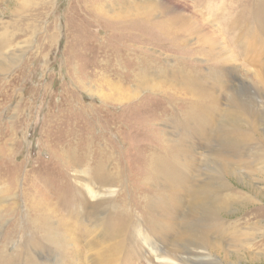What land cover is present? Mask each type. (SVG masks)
Segmentation results:
<instances>
[{
    "label": "bare ground",
    "instance_id": "6f19581e",
    "mask_svg": "<svg viewBox=\"0 0 264 264\" xmlns=\"http://www.w3.org/2000/svg\"><path fill=\"white\" fill-rule=\"evenodd\" d=\"M3 1L11 0L0 1L1 16H5L3 13H6L7 8L3 9ZM255 1L257 0L230 1L239 8V13L234 19L233 14L229 13L232 19L224 25L231 29L232 26L245 29L252 23L256 29L264 32V4L251 6V2ZM13 3L16 7H23V3ZM118 4L117 8L110 5V10L117 12L113 14V22L120 24L114 30L119 27L127 29L128 34L132 32L130 38L150 43L163 37L165 32H171L175 38L181 36L183 43L197 40L200 43L199 53H206L209 58L221 52L219 42L216 43L212 37L211 24L200 13L199 16H196L195 12L190 13L192 16L185 15L182 12L185 7L177 8L178 4L172 0L148 3L122 0ZM96 13L101 14L99 11ZM168 14L170 17L165 21L156 17ZM253 15L256 16V24L253 23ZM126 18L128 19L121 24ZM170 23L172 24L168 26ZM10 26V23H0V72H5L10 62L17 57L14 51L9 52L13 41L8 31ZM248 48L250 47L245 50ZM227 53L229 56L224 55L223 60H236L231 58V51ZM141 67V72H144L143 81L136 80L139 75L133 77L136 82H133L135 84L131 87V95V92L128 93L130 88L109 82L100 84L108 90L117 87L119 92L124 93L118 98V103H127L124 111L135 109V104L130 101L138 98L142 91L149 95H161L163 88L172 90L171 96H163L167 102L178 98L183 102L190 99L186 107L193 106L192 101L196 106H201V110H194L195 113L189 114L193 108L191 107V111L184 115L178 112L174 114L175 109L170 107L167 109L168 114L166 110L160 114L152 113L153 115L146 116L143 120L146 131L152 132L153 136L149 138L152 141L161 140L164 133V129L157 130L156 127L159 126L156 120L168 119L169 122L173 116L176 122L189 120L183 127L178 128L175 142L170 146L163 143L160 152L152 151L154 147L148 144V141L146 143L150 146L145 163L147 177L141 180L149 185V178L155 177L156 184L162 191L155 196L144 195L140 206L137 196L129 193L127 208L123 207L117 212L111 209L109 212L107 206L112 200L111 196L116 194L109 182L122 184L123 172L127 174L130 168L124 165L125 157L119 154L122 150L102 145L96 147L94 155H89L87 150L92 152L89 151L90 145H93L89 143L92 141L87 143V138H81L79 149L77 148L75 153L58 156L55 152L51 154L52 160L57 158L60 163L59 171L63 178L71 182L65 185L61 183L59 189L53 190L52 194L61 195L62 198L52 200L55 196L37 188L32 190V194H28L24 191L25 187L22 190V215L16 219V206L11 203L15 200H12L15 194L11 195L14 182L11 181V184L7 185L8 173L5 168L0 167L4 170L0 171V191H3L5 196L0 198V205L9 217L11 231H20L22 240L11 255L5 250L7 263L13 264L17 258L31 261L35 253L40 258L41 252L36 246L39 241L42 242L43 249L49 247L60 251L59 259L54 264H134L137 259L143 264H198L195 261L198 258L208 260L201 264H232V249L242 245L248 248L247 241L250 247L255 249L249 256L250 263L264 262V252L261 249L264 247V217L259 219L257 216L258 212L264 210V205L254 202L251 197L236 195L229 190L232 187L229 179L236 178L241 182L246 181L243 183L251 186L258 197L264 198V190L260 188V184L264 186V130L258 133L259 125L264 123V101H261L259 106L256 99L254 101L252 97L239 96L231 86L222 87L219 80H216L219 75L213 81H209L213 76L211 74L207 77L195 76L203 80L196 85L169 83L167 79L161 80L156 76H162L164 73L149 71L146 65ZM255 77L257 84L264 91V68L255 74ZM191 79L195 81L193 76ZM98 97L105 99L100 95ZM105 100L113 106L104 110L107 117L117 120L118 115L113 113L114 109L117 110L114 107L116 103H113L116 100L110 96ZM169 114L172 116L169 117ZM117 124L118 121L111 122L115 131ZM102 130L105 131V128ZM166 135L170 136L171 133L167 132ZM120 139L123 146L128 147L130 143L127 144L126 141L134 140V136L130 134ZM71 144L68 143L67 147H71ZM169 156L176 162L170 161ZM91 157L95 158V163L90 160ZM4 160L3 157L0 158V162ZM91 167L94 169L93 174L89 170ZM198 174V182H194ZM27 182L26 180V184ZM105 187L108 188V194L101 198L100 189L105 190ZM124 188L115 195L114 199L118 202L123 200H119L120 195L125 199L128 197ZM133 189L132 187L129 190L133 192ZM237 207L245 208V212H242V219L246 224L243 233L228 221ZM237 234L243 237V240L238 239ZM131 238L133 240L129 242ZM10 241L11 238L4 245L5 249L9 248ZM103 241L113 243L112 249L106 250L102 246ZM46 251L49 253V250ZM54 253L50 252L49 255Z\"/></svg>",
    "mask_w": 264,
    "mask_h": 264
},
{
    "label": "rangeland",
    "instance_id": "374dc122",
    "mask_svg": "<svg viewBox=\"0 0 264 264\" xmlns=\"http://www.w3.org/2000/svg\"><path fill=\"white\" fill-rule=\"evenodd\" d=\"M16 1L23 3V7L14 6L13 2ZM121 1L13 0L12 2L11 0L2 2L3 9L7 8L6 13H3L5 16H1L0 12V23L11 24L8 31L13 41L9 46V52L14 51L17 57L10 62L5 72H0V158L5 159L0 162V167L5 168L8 173L9 184L7 185H10L11 181L14 182L11 195L15 194L12 199L15 200L11 203H15L16 206L14 207L16 219L22 215V190L25 187L24 191L28 194H32V190L37 188L51 195L54 189H59V184H71L67 178H63L59 171L60 163L57 158L52 160L51 154L55 152L58 156V154L75 153L78 151L81 138H87V143L92 141L89 143L93 144L90 145L89 150L92 152L87 150L89 155H94L96 147L102 145L122 150L119 154L125 157L124 165L130 168L127 174L123 172L122 184L109 182L113 187L112 191L116 194L125 187L124 191L127 190L128 196L125 199L120 195L119 200L123 199L120 202L114 199L116 194L111 196L112 200L107 206L109 212L111 209L117 212L123 207L127 208L129 193L134 194V197L137 196L140 202L138 206H140L144 195L155 196L162 191L156 184L155 177L149 178V183L151 182L149 185L141 180L147 177L145 163L150 146L146 143L149 142L148 144L154 147L152 151L160 152L163 143L170 146L175 142L178 128L183 127L189 120L176 122L175 116L170 118L169 122L168 119L160 120L161 122L153 120L159 126L156 127L157 130L164 129V133L160 135L161 140L156 141L149 139L153 135L151 131H146L143 120L152 113L160 114L166 110L168 114L167 109L170 107L175 109L174 114L178 112L184 115L191 111V107L193 108L189 114L195 113L194 110H201V106H196L192 101L193 106L186 107L190 99L185 98H183L184 102L179 98L167 102L163 96H171L172 90L163 88L161 95H149L142 91L138 98L130 101L131 104H135V109L124 111L127 103L124 101L118 103L119 96L124 93L119 92L117 87L108 90L100 84L109 82L130 88L128 93L131 92V95L133 93L131 87L135 84L133 82H136L133 81V77L139 75L136 80L142 82L144 72H141V66L146 65L149 71L164 73L162 76H156H159L161 80L167 79L169 83L196 85L203 80L195 76L207 77L211 74L213 76L209 81H213L219 75L220 77L216 80H219L222 87L231 86L239 96L246 95L252 97L254 101L256 99L259 106H261L260 102L264 101V91L257 84L255 77V74L260 73L264 68V32H260L252 23H249L245 29L233 26L231 29L224 25L226 21L232 19L229 13L233 14V19L239 13V8L231 3L234 0H172L178 4L177 8L185 7L182 11L185 15L195 12V15L199 16L200 13L211 24L212 37L216 43L219 42V51L222 52L211 58L206 53H199L200 43L197 40L192 39L183 43L181 36L175 38L176 36H173L171 32H165L163 37L148 43L130 38L132 32L128 34L127 29L123 30L119 27L118 30H114L120 24L113 22V14L117 12L111 11L110 5L117 8ZM132 1L148 3L158 0ZM251 3V6H259L264 4V0ZM98 11L101 12L100 15L96 13ZM156 17L159 18L158 20L165 21L170 14L163 17L156 15ZM127 19H123L121 24ZM252 20L256 24L255 15L252 16ZM247 47L250 48L245 50ZM228 51L233 53L231 58L234 57L236 60H223L224 55L229 56ZM192 76L195 81L191 79ZM87 89L94 95L89 94ZM96 94L105 99L110 96L116 100L113 103H116L114 107L117 110L114 109L113 113L118 115L117 120L107 117L104 111L106 108L113 107L112 103L100 99ZM171 116L172 114H169V117ZM114 121H118L115 125L118 133L111 126V122ZM150 125L152 126L153 123ZM103 128L105 131L102 130ZM263 130L264 123L259 125L258 133H262ZM167 132L171 135L167 136ZM130 134L134 136V140H127L126 143H130V146H123L120 138ZM68 143L73 145L71 144L68 148ZM90 160L96 162L95 158L91 157ZM170 161L176 162L173 157ZM89 170L91 174L94 173L92 167ZM0 171L4 170L0 169ZM198 177H200L199 174L194 178V182H198ZM243 182L236 178L229 179L230 186L232 185L229 188L231 193L251 197L254 202L264 205V198L258 197L251 186ZM132 187L133 192L129 190ZM0 188L2 190L1 186ZM260 188L264 190L261 184ZM107 189H100L101 198L107 196ZM3 195L4 192L0 191V198H5ZM52 196H55L52 200L62 198L61 195L52 194ZM242 212H245V208L237 207L228 220L241 233L246 228ZM257 216L259 219L264 217V210L258 212ZM8 218L0 205V264H11L7 263L5 250L8 255H11L22 242L20 231H11L12 227L10 228L11 223ZM18 223L21 224V222ZM10 238L9 248L5 249L4 245ZM237 238L243 240V237L238 234ZM132 240V238L129 239V242ZM247 243L248 248L242 245L232 249L234 252L232 264H251L249 256L255 249L250 247L248 241ZM39 244L36 246L41 252L40 258L35 253L31 261L17 258L12 263L54 264L57 262L60 251H54L49 247L43 249L42 242L39 241ZM112 244L103 241L102 246L106 250H111ZM261 249L264 252V247ZM46 250H49V253H55L50 256ZM195 261L201 264L208 260L198 258ZM134 264H143V262L137 259V261L134 260ZM256 264H264V262Z\"/></svg>",
    "mask_w": 264,
    "mask_h": 264
}]
</instances>
